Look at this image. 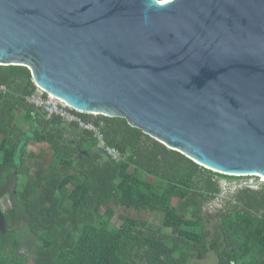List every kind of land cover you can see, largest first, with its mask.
Returning <instances> with one entry per match:
<instances>
[{"label": "water", "instance_id": "obj_1", "mask_svg": "<svg viewBox=\"0 0 264 264\" xmlns=\"http://www.w3.org/2000/svg\"><path fill=\"white\" fill-rule=\"evenodd\" d=\"M0 66L235 177L214 180L264 185V0H0Z\"/></svg>", "mask_w": 264, "mask_h": 264}, {"label": "trees", "instance_id": "obj_2", "mask_svg": "<svg viewBox=\"0 0 264 264\" xmlns=\"http://www.w3.org/2000/svg\"><path fill=\"white\" fill-rule=\"evenodd\" d=\"M0 84L9 89L0 94V189L9 170L26 177L3 215L0 264H190L209 253L218 264H264V192L236 190L239 206L219 210L211 221L203 207L221 187L213 177L199 179V172L235 177L199 166L125 119L80 114L126 157L112 162L91 133L78 135L76 125L48 119L25 102L35 90L30 70L0 66ZM24 123L31 127L23 129ZM31 142L47 144L53 162L46 167L43 152H29ZM130 210L162 214V226L131 218ZM20 211L34 238L25 256L18 255L20 242L13 231L21 223Z\"/></svg>", "mask_w": 264, "mask_h": 264}, {"label": "rangeland", "instance_id": "obj_3", "mask_svg": "<svg viewBox=\"0 0 264 264\" xmlns=\"http://www.w3.org/2000/svg\"><path fill=\"white\" fill-rule=\"evenodd\" d=\"M30 124L24 123L23 129L30 128ZM1 140V138H0ZM29 152H43L44 158L43 162L46 165V167L53 162V152L50 150V147L47 144H37L35 142H31L28 146ZM104 158H107L102 153ZM108 159V158H107ZM110 160V159H109ZM111 161V160H110ZM27 163L31 164L32 161L28 160ZM3 171H0L2 174ZM14 171L9 170L6 173V184L4 187L0 190V211L4 214L8 210H10L13 207V191L21 190L25 183H26V177L25 176H18L14 177ZM208 175L203 173L202 171L199 172L198 178L203 180L207 178ZM147 180L149 182H155V179L152 177H147ZM221 187L223 188L222 192L218 195V197L210 202L205 203L203 207V213L205 216L211 219L216 217L219 210H225L228 209L230 206H239V201L236 199L235 191L240 189V186L249 183L251 181H233V180H215ZM252 192L255 193H261L264 192V185H260L258 188L251 189ZM174 205L176 206L178 204V199H174L173 201ZM242 207V206H241ZM123 210H118V213H123ZM126 212V211H125ZM179 212L183 214L187 218H191V212L186 209H179ZM127 214L131 218H144L148 219L149 223L154 228H160L162 226L163 221V215L156 213V214H149V213H137L134 210L127 211ZM117 217V215H116ZM114 217V223L117 224L118 220ZM24 213L20 211V219L21 223L18 224L15 228H13V231L15 232L17 240L20 242V248L18 249V255L25 256L28 255L29 252H31V247L34 244V238L33 235L30 232V228L27 223L24 221ZM212 225V224H211ZM209 225V226H211ZM169 235L172 234L171 232H167ZM190 264H218V259L214 253H209L204 257L198 258L193 260Z\"/></svg>", "mask_w": 264, "mask_h": 264}, {"label": "built area", "instance_id": "obj_4", "mask_svg": "<svg viewBox=\"0 0 264 264\" xmlns=\"http://www.w3.org/2000/svg\"><path fill=\"white\" fill-rule=\"evenodd\" d=\"M8 91L6 85L0 84V94L5 95ZM25 102L43 112L48 119L59 118L64 124L76 125L81 131L91 133L92 138L97 142V148L112 162L118 163L126 158L119 150L106 144L104 134L94 122H85L80 117L81 113L46 93L37 85H35L33 93L25 98Z\"/></svg>", "mask_w": 264, "mask_h": 264}, {"label": "crops", "instance_id": "obj_5", "mask_svg": "<svg viewBox=\"0 0 264 264\" xmlns=\"http://www.w3.org/2000/svg\"><path fill=\"white\" fill-rule=\"evenodd\" d=\"M82 132H84V131H81L80 129H78V130L76 131V134L81 135Z\"/></svg>", "mask_w": 264, "mask_h": 264}, {"label": "flooded vegetation", "instance_id": "obj_6", "mask_svg": "<svg viewBox=\"0 0 264 264\" xmlns=\"http://www.w3.org/2000/svg\"><path fill=\"white\" fill-rule=\"evenodd\" d=\"M1 189H2V188H1ZM1 189H0V190H1ZM3 215H4V214L0 211V216L3 217ZM4 224H5V221H4ZM4 226H5V225H4ZM4 232H5V230H4Z\"/></svg>", "mask_w": 264, "mask_h": 264}]
</instances>
